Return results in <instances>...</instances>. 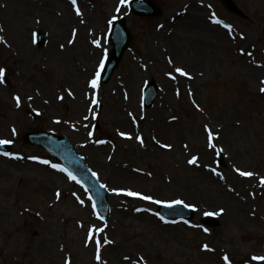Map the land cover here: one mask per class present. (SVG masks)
<instances>
[{"label": "rangeland", "instance_id": "1", "mask_svg": "<svg viewBox=\"0 0 264 264\" xmlns=\"http://www.w3.org/2000/svg\"><path fill=\"white\" fill-rule=\"evenodd\" d=\"M154 1L160 14L146 16L128 0H0V140L12 141V155L0 152V264H264L252 259L264 256V0H233L245 18L220 0ZM121 16L128 46L101 83ZM148 79L159 95L145 109ZM40 130L66 136L106 187L105 221L56 160L25 143ZM157 200H182L195 216L165 222ZM216 212L217 226L200 222Z\"/></svg>", "mask_w": 264, "mask_h": 264}, {"label": "water", "instance_id": "2", "mask_svg": "<svg viewBox=\"0 0 264 264\" xmlns=\"http://www.w3.org/2000/svg\"><path fill=\"white\" fill-rule=\"evenodd\" d=\"M225 7L235 13L241 14L237 7L230 0H222ZM132 9L136 13L142 14H157L159 9L152 0H134L131 3ZM39 35V41L43 39ZM129 39V34L125 28L124 19L116 20L109 33V42L112 44L109 58L106 61L104 70L102 72V81L105 82L110 77L115 68L123 49L125 48ZM157 95V88L153 81H149L143 91V104L150 106ZM25 139L32 144H39L53 156L57 157L64 168L71 172L84 186L88 189L92 196L94 205L99 213L101 219H105L108 214L106 203V191L97 178L86 168L82 158L69 145L64 137L54 136L46 132L28 133ZM158 213L168 218L189 219L192 216V211L188 207L182 205H168L161 204ZM204 221L210 225H216L217 222L213 218H205Z\"/></svg>", "mask_w": 264, "mask_h": 264}, {"label": "snow or ice", "instance_id": "3", "mask_svg": "<svg viewBox=\"0 0 264 264\" xmlns=\"http://www.w3.org/2000/svg\"><path fill=\"white\" fill-rule=\"evenodd\" d=\"M122 2H123V0H122ZM72 4H73V6H75L76 5V0H72ZM76 12H77V15H80V11H79L78 8L76 9ZM94 43H95V41H94ZM176 71L179 72L181 75H187V73L184 72V70L181 69V68H177ZM4 74H5V69L4 68H0V83L3 82ZM98 75H99V73H97V76ZM90 83H91V86L93 88H95L97 86V80L96 79H93ZM260 90L262 92H264V88H262ZM15 99L17 101V106H19V104H20V97L17 96V97H15ZM94 103H95V101H94ZM89 135H91V133H89ZM120 135L121 136H125L126 134L124 132H121ZM137 139H140V138L137 137ZM211 139H212V136H211V133H210L209 134V140L211 141ZM100 142L101 141H97V143H100ZM10 143H12V141H10V140H0V144H10ZM165 147H170V146L165 145ZM209 147H214V145H212L211 143H209ZM4 155L8 156V155H12V154L6 152V153H4ZM30 158L31 159H37V157H30ZM196 160H197V158L194 156L188 162L191 164V163L196 162ZM42 162L45 163V164L49 163V161H47V160H44ZM51 167L56 168V169H59L61 171H67L66 169L61 168L57 164H52ZM237 171L239 172V174L241 176H251V175H253V173H251V172L240 171L239 169H237ZM67 175H68V178L69 179L76 181V177L71 172H67ZM93 175H96V173H93ZM77 182H79V181H77ZM261 182L264 183V178L261 179ZM101 187H105V186L104 185H101ZM113 192H116V193L124 192V194H126V195L140 197L141 199H145V200H152V197L151 196H144L141 193L133 192V191H129V190L113 189ZM56 195H57V197H59L60 193L57 192ZM73 195H75V193ZM154 202L155 203H161V201H158V200L157 201H154ZM80 203L83 204V200H81ZM173 204H184V201H182V200H173V201H171V202L168 203V206L170 207ZM185 206L186 207H193L192 205H185ZM219 214H220L219 212H216V213H206V215H219ZM161 219H163V217H161ZM96 243H97V248L99 249L100 242L99 241H96ZM104 243H111V241L107 240V238H104ZM204 247L207 248L208 246L205 245ZM96 259L97 260L100 259L99 254H97ZM224 259H225L226 262L228 261V257L227 256H225ZM252 259L255 260V261H260V260H264V256H253Z\"/></svg>", "mask_w": 264, "mask_h": 264}, {"label": "bare ground", "instance_id": "4", "mask_svg": "<svg viewBox=\"0 0 264 264\" xmlns=\"http://www.w3.org/2000/svg\"><path fill=\"white\" fill-rule=\"evenodd\" d=\"M161 118H157V120H160ZM91 237H93L92 234H90ZM108 243H105V245H107ZM129 264H150L147 260L142 259L141 256L139 255H134L132 258H129ZM156 260V258H155ZM124 264V263H121Z\"/></svg>", "mask_w": 264, "mask_h": 264}]
</instances>
